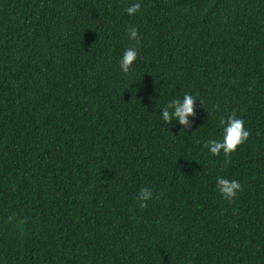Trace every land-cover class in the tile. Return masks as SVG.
Instances as JSON below:
<instances>
[{"label":"trees","instance_id":"trees-1","mask_svg":"<svg viewBox=\"0 0 264 264\" xmlns=\"http://www.w3.org/2000/svg\"><path fill=\"white\" fill-rule=\"evenodd\" d=\"M0 264H264V0H0Z\"/></svg>","mask_w":264,"mask_h":264},{"label":"clouds","instance_id":"clouds-1","mask_svg":"<svg viewBox=\"0 0 264 264\" xmlns=\"http://www.w3.org/2000/svg\"><path fill=\"white\" fill-rule=\"evenodd\" d=\"M141 10L140 3H134L127 7L126 12L132 16ZM128 37L131 41L138 42L139 34L136 27L127 28ZM138 51L135 47H129L125 49L123 56L119 62L121 70L127 74L129 73L131 66L137 60ZM197 98L191 94H185L183 99L171 100L162 110V120L166 124H171L173 120L177 121L184 129L190 127L189 117L195 116V103ZM202 104L203 101L201 100ZM221 125L223 128V138L221 141L209 140L204 144V147L210 151L213 156H219L223 153L224 166L227 168L231 163V156L235 153L238 148L243 145L250 137L251 132L245 128L244 121L237 118L234 114L230 116L227 121L221 119ZM216 187L221 197L231 202L238 194L242 191V185L234 180L227 177H217ZM154 198V193L149 188H143L139 191L137 200L141 208L147 207V202ZM159 199V195L155 196ZM8 223L15 222L18 226H22L26 221L17 214H10L7 218ZM21 235L23 232L21 231Z\"/></svg>","mask_w":264,"mask_h":264}]
</instances>
